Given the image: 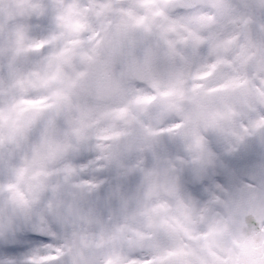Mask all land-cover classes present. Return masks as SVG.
Wrapping results in <instances>:
<instances>
[{
  "label": "clouds",
  "instance_id": "obj_1",
  "mask_svg": "<svg viewBox=\"0 0 264 264\" xmlns=\"http://www.w3.org/2000/svg\"><path fill=\"white\" fill-rule=\"evenodd\" d=\"M0 264H264V0H0Z\"/></svg>",
  "mask_w": 264,
  "mask_h": 264
}]
</instances>
